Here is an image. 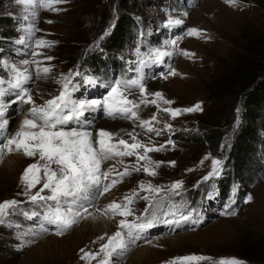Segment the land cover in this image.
<instances>
[{
	"label": "rangeland",
	"instance_id": "obj_1",
	"mask_svg": "<svg viewBox=\"0 0 264 264\" xmlns=\"http://www.w3.org/2000/svg\"><path fill=\"white\" fill-rule=\"evenodd\" d=\"M123 3L0 0V155L20 158L0 165V264H264V155L225 161L242 117L227 90L263 52L264 0ZM120 13L136 27L102 55ZM81 119L105 139L39 135L80 132ZM215 123L216 148L201 139ZM73 211L107 214L112 235L78 233ZM136 248L150 255L135 260Z\"/></svg>",
	"mask_w": 264,
	"mask_h": 264
},
{
	"label": "trees",
	"instance_id": "obj_2",
	"mask_svg": "<svg viewBox=\"0 0 264 264\" xmlns=\"http://www.w3.org/2000/svg\"><path fill=\"white\" fill-rule=\"evenodd\" d=\"M123 1L122 6L127 7L129 11L133 6H128V0ZM135 1L130 0L131 5H134ZM135 27V22L129 13H120L114 20L111 30L103 39V50L99 53L102 55L112 54L114 51L121 49ZM262 51L260 56L250 58L247 63L240 64V67H235V71L231 76L230 84L234 85L235 88L231 87L227 90L228 96L232 95L229 104L233 106L234 100L238 99L241 103L242 111L240 114L242 117L230 141L229 149L226 151L228 160L225 161H227V164L230 161L233 164H237L239 159L244 158L246 161H251L253 164L258 165V156L264 155V135L263 137L259 136V133L264 132V116L259 122L254 121L255 117L258 118L264 114V49ZM99 53L95 55L94 59L91 58L89 63L97 61ZM260 108L262 114L259 112ZM216 124L207 125L206 133L201 137L202 141L212 144L214 148L218 147L222 141L221 130L216 128ZM187 135L185 134V136ZM229 174L227 172V174H223L220 177V179H223V188L225 183L230 180L228 178ZM250 174L253 175V171Z\"/></svg>",
	"mask_w": 264,
	"mask_h": 264
},
{
	"label": "bare ground",
	"instance_id": "obj_3",
	"mask_svg": "<svg viewBox=\"0 0 264 264\" xmlns=\"http://www.w3.org/2000/svg\"><path fill=\"white\" fill-rule=\"evenodd\" d=\"M26 105L28 107V110L31 113H33L34 115H37V113H39L38 110L35 111V108L32 107V105H29V104H26ZM23 107L26 108V106H23ZM4 109L5 108H2L0 106V114H1V116H2V113H3ZM22 121H26L27 122L26 116L23 115V114L21 115V123H23ZM101 124H102V127L105 126L106 128H108L109 131H110L109 133L112 134V133H114V130L116 129V126H117L118 123H117V121L114 122L112 120L111 121L108 120L107 122H104V123H101ZM18 126H19V124H18ZM27 128L28 127H25L24 129H27ZM78 128H79L78 131H80V132H76V133L69 132L68 130L67 131H60V132H51L49 129H45L44 127H41L40 125H38V131H40V134L39 135H44L47 138L49 136L50 137L51 136H55V137L61 139V141H62L63 144L68 143L69 145H74V146H77L78 145V146L87 147L91 143L93 144V140L94 139H96L98 141H102V140L105 139V136H107V135H105V133H103V135H102V131L103 130L101 128H98V126H95L93 129H92V126H91V129L89 130V126H88L87 122L83 121V119L80 120V124H79V127ZM93 146H94V144L92 145V147ZM90 149L91 150H90L89 153H92L94 151V149L93 148H90ZM109 153H110L109 151L106 153V155L108 157L110 155ZM11 156H9V155L8 156L7 155L6 156H1L0 155V165H1V168H4L5 167V169L7 168V169H9L11 171H15L16 164L18 163V161H20V158H19V156H15V157H11ZM98 160H100L98 162H101V159L100 158H98ZM3 162H5V163H3ZM93 186L95 187V185H93ZM83 187H85L87 189L90 188L89 191L91 190V186L88 185V184H86V183L83 185ZM114 191L115 190H113L112 192L108 193L107 195L104 194L105 197L102 200L104 204H108V203H110L111 200L114 199L112 197ZM104 214H101V212H99V214H97V212H96V213H91V214H88V215H86V214L85 215L84 214H81L80 215V214H78L77 211L76 212L73 211V213H69V216H70L71 221H77V222L79 220H81L80 219L81 216H84V218H85L83 220L84 221L83 222L84 224H83L82 227L78 228V231H79L78 233H81L82 231H88V230H91L92 229V230H94V233L91 234L92 237H95V236L98 237L100 235H103L104 237H110V235H112V233L114 231L113 226H112L113 223L111 224V222H110L111 219L110 220L108 219L109 216L107 214H105V216H104ZM175 237H168L169 238V241L175 240ZM127 242H125V243H123L121 245L124 249L125 248L126 249H129L128 247L131 246ZM147 251H148L147 248H139V249L136 248V249L133 250V258L135 260H139L140 259V261H141L142 259H145L146 257H148L150 255V254H148Z\"/></svg>",
	"mask_w": 264,
	"mask_h": 264
}]
</instances>
